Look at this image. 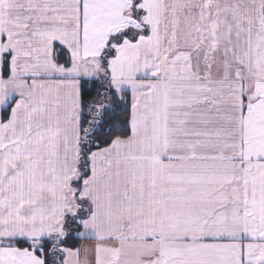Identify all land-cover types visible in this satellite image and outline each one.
<instances>
[{
	"label": "snow or ice",
	"instance_id": "6c2138e0",
	"mask_svg": "<svg viewBox=\"0 0 264 264\" xmlns=\"http://www.w3.org/2000/svg\"><path fill=\"white\" fill-rule=\"evenodd\" d=\"M0 264H264V0H0Z\"/></svg>",
	"mask_w": 264,
	"mask_h": 264
}]
</instances>
